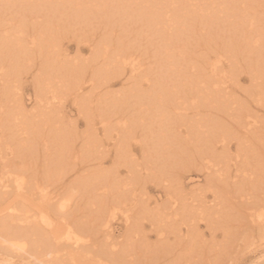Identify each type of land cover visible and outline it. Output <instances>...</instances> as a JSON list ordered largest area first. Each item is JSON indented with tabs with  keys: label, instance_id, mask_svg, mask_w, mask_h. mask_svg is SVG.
Wrapping results in <instances>:
<instances>
[{
	"label": "bare ground",
	"instance_id": "bare-ground-1",
	"mask_svg": "<svg viewBox=\"0 0 264 264\" xmlns=\"http://www.w3.org/2000/svg\"><path fill=\"white\" fill-rule=\"evenodd\" d=\"M71 42L90 57L71 58ZM241 73L250 83L239 100L231 90ZM27 75L31 109L20 93ZM67 98L82 116L79 134L63 112ZM249 102L264 108V0H0V264H160L136 254L143 221L160 242L198 236V222L209 224L220 201L210 206L202 190L186 193L180 172H202L211 185L228 180L231 139L236 158H256L248 217L264 239V153L239 136L243 128L255 137L261 124ZM219 109L235 126L222 123ZM78 139L75 159H113L111 169L96 167V180H62L74 171ZM39 155L50 164L41 172ZM121 165L125 180L117 179ZM148 182L167 183L163 207L140 192ZM120 219L121 243L113 228Z\"/></svg>",
	"mask_w": 264,
	"mask_h": 264
},
{
	"label": "rangeland",
	"instance_id": "rangeland-1",
	"mask_svg": "<svg viewBox=\"0 0 264 264\" xmlns=\"http://www.w3.org/2000/svg\"><path fill=\"white\" fill-rule=\"evenodd\" d=\"M225 26H226V28H225V31L223 32V34L225 36H227L229 34L228 33L229 27H227V25H225ZM230 35H231V31H230ZM231 36H234V35H231ZM75 47H76V44L74 42H71L69 45V48H68L69 56H71V58H74V57L76 58V56H77L80 61H84L85 58L87 59L88 57H90V53L87 54L89 52V50H88V47L86 45H84L82 43L79 45L78 49H77V47L75 49ZM87 72L89 73V70ZM88 73L85 72V74H87V75H88ZM28 76L29 75H27V81L24 80V82L21 84V92L20 93L23 97V102L25 104V107L26 108L28 107L27 109H29V108L31 109L33 107L32 105L34 104L33 103L34 99H33V89H32V85H31V76H29V77ZM238 81H239L238 82L239 84L234 85L235 86L233 88L234 91H233V89L231 91L233 92L232 97H237L240 100L241 98L244 97V92L242 91V89L248 88L250 82H248L246 75L243 73L240 74ZM107 90H108L109 94H110V92H111V94L112 93L113 94L118 93L119 90L120 91L122 90V86L119 83L117 85L112 86L110 88V91L108 88H107ZM70 101H71L70 98H67V100L65 101L64 107H63V110H64L63 112L66 115V117L69 118L75 124V128L73 127L74 132L79 134L84 130V124H83L82 116L81 115L79 116L76 113L77 112L76 106ZM233 104H234V102H232L230 104L231 110L236 108V105L235 104L233 105ZM255 104H257V103H255V102H251V103L249 102L248 103V107L251 108V109L250 108L249 109L251 110L253 115L255 116V114H256L257 119H259V121H261V124L259 125L258 129L254 130L256 132L254 135L255 137L251 136L252 131L251 132L249 131L247 134L249 139L248 138L245 139L247 136L245 135L246 132H245V129H243V128L240 129L241 131L239 133V136H240V138L248 141L247 144H249V142H250L249 145L254 147L253 150H255L257 152L262 150L264 153V148H262L264 145H259V143H261V141H263V139H264V108L258 107L259 105H257V107H255L256 106ZM222 110L223 109H219L218 112L215 111V113L217 112L216 115H218L221 118L222 123L228 127L235 126L234 124H230V123H233V121H230L229 115L228 114H227L228 116L225 115L226 111L224 110V113H223ZM226 113H228V111ZM222 118L225 119L226 121L223 120ZM249 133H250V135H249ZM240 134L243 135V137L245 136V138H243ZM260 137H263V139ZM257 138H260V139H257ZM79 140L80 139L76 140L77 143H76V141L74 142V156L72 155V158L70 160V163H71L70 165H71V167L74 168V171L71 172L68 175V177H64L65 179L63 178L62 180H73L77 176L83 175L85 173L89 174L90 178L88 180H96L93 178V173L96 170H98V168H102L103 170H108L109 168L111 169V167L113 165L112 164L113 159L109 155L105 159L102 160V165H100V166L97 165V164H99L100 160L102 159L103 153H99V154H93L92 153V154H86V155L79 154V159H75L74 158L76 156L75 151H77L79 149L80 144H81V141H79ZM236 143H237L236 139H231L229 142V147H230L229 152L231 155L230 154H228V155H229V157H231L233 159H232V161H229V163H228L229 166L226 169H227V172L228 171L229 172L228 173L226 172V175L228 174V176H230V178L228 177L229 178L228 180L220 181V183L218 180H214L212 182V185L214 183L213 186L215 188L214 187L211 188L212 185L209 182H206V180H204V176L202 177V175H203L202 172H196L194 169H191L190 171H186V172H182V171L180 172V174L182 175L180 181H181L182 186L184 187L183 189L186 193L193 191L194 193L197 192L196 194H200L201 190H202L204 192V196H205V200H206L205 202H207L208 205L215 206L217 204V202H219V201L221 202V203L219 202V205L217 206L218 211L217 212L213 211L216 213V215L218 217L216 215H212V217H210V219L211 218L212 219L209 221V224L205 223V221L198 222V230L196 231L198 236L193 235L195 238L194 239L193 236L191 235L192 241H187L188 243L187 242H181V243L179 242L180 244L178 243V241H175L173 234H170V235L168 234L167 238L163 239V240H167L166 241L167 243L165 241H164L165 243L160 242L161 240L159 239L157 232H155L153 230L150 222L148 220H144L143 226H142L143 230L141 229L142 231L139 232L138 236L135 239L136 245L137 244L139 245L136 248V254L138 256H140V254H141L142 256H145V257L147 256L148 257V258L146 257L147 259H150L153 261L157 260L156 257L158 256V260L161 259L163 261L162 262L160 260V264H177L179 261H180L179 264H181V262H183V264H186L189 262H190L189 264H192L191 261L192 262L193 261L200 262V263L194 262V264L195 263L196 264H264V239H261L258 236L257 227H255L254 224L252 225L251 222H253V221L251 219L249 220L250 217H248L249 212H250V210L248 208L249 207L248 202L252 198L250 196L254 195L253 194L254 188H251L253 181L250 180L249 178H251L253 176V175H251V172H253V169H254L253 165L256 163V158L254 157L255 158V160H254V158L252 156L250 157V155H246V158H242L243 155L241 156V158H236L235 157V155H236V149L235 148H237ZM255 144L257 146L259 145L261 147L258 148L259 147L258 146L256 148ZM261 144H264V143H261ZM77 146H79V147H77ZM108 148L110 150L109 154L111 155L112 147L110 146ZM101 150L105 151V150H107V147H105L104 149H101ZM250 150H252V149L250 148ZM133 153H134V158L139 159L141 161V152H140L138 146L135 147V150L133 151ZM100 154L102 155V157H100L101 156ZM88 155H89V157H88ZM38 157L39 158L37 159V165H38L37 167H38V171L41 172L42 170L44 171V166H48L50 164H48V161L45 158H43V155H39ZM81 157L83 159L85 158V160L83 161V159ZM248 157L250 158V161L248 160ZM97 158L100 160L96 161ZM251 159L253 160V164H252ZM140 161H138V162H140ZM75 164H77V165H75ZM97 166H98V168H96ZM246 167H248V168L246 169ZM9 169H12V168L10 167ZM58 169H59V167H52V169L49 168V171L50 172L51 171L59 172ZM117 169H119V170H117V176H118L117 179L118 180H120V179L125 180L126 176H127L126 167L124 165H121ZM235 169L237 171L239 170L238 171L239 173L236 172ZM78 170H80V171H78ZM142 172L145 173L144 170ZM79 173H82V174H79ZM240 174H242V175H240ZM122 175H124L125 177ZM244 175H246L248 177L246 178ZM234 177H235V180H234ZM55 178H57V177H55ZM104 181L102 182V185H106L108 183L107 182L108 180H104ZM236 181H238V182H236ZM250 181H252V182H250ZM240 182H243L244 184L243 183L240 184ZM162 185H164V186H162ZM236 185L239 188L238 191H237ZM166 186H167V183H165V182L164 183L160 182L159 184L158 183L155 184L153 182H150V183L148 182L145 184L144 190H141L140 192L142 193V191H146V195L149 198L148 204L150 207H157V206L163 207V205H165L166 196H167L166 195ZM209 187H210V189H209ZM138 188H139V185L137 186L136 191H138ZM102 189L99 191L102 192ZM164 189H165V191H164ZM194 189H195V191H194ZM196 189H198V191L200 193H198V191H196ZM215 189L218 192V194H217V192H215ZM140 192L138 191V193H140ZM227 192H228V194H227ZM164 193H165V195H164ZM213 194H215V196L217 197L216 200L212 199ZM219 196H220V198H219ZM241 197H243V198H241ZM210 199H212V200H210ZM207 200L209 202H213V203H209ZM221 205H222V208L225 209L224 211H223V209H219L221 207ZM228 207H229V210L227 209ZM220 211H223V212H220ZM218 212L220 214H218ZM232 215H233V217H232ZM220 217H221V219H220ZM240 217L243 219V221ZM233 218H234V220H232ZM166 220L168 221V219H166ZM217 220H219L218 223H217ZM211 221L212 222L214 221V222L212 223ZM240 221H242V223ZM165 223L166 222L161 223V224L165 225ZM237 223H239V224H237ZM222 224H224V225H222ZM113 226H115V227H113L115 237L117 238V236H118V238L116 239V242L121 243V241L123 240V239H121V238H123L121 236H122V233L124 230V223L121 219L118 221L116 220V221H114ZM227 226H228V228H226ZM115 228H117V229H115ZM224 228L228 229V232H225ZM163 231L167 232L168 229L164 228ZM184 231H185V227L182 226V232H184ZM211 232H213V233H211ZM224 232H225L226 236H225ZM140 235H144L143 236L144 238ZM212 235H213V237H212ZM139 236L141 237V239L138 238ZM227 237L229 238L228 242H227ZM142 238L145 240H143ZM118 239L121 241H119ZM137 239H138V241H137ZM186 243L194 248L193 249V255H192V250L190 251V253H188V251L185 250L186 248L184 246L186 245ZM161 246L164 247V249H166V250L163 249V250H161V252H158V249H160ZM147 247L149 249H147ZM170 251H171V253H169ZM154 252H156V253H154ZM178 252H180V253H178ZM177 254H179V256ZM190 255L193 256V258ZM181 257H182V259L183 258H185V259L188 258V259L182 260ZM184 261H187V262H184ZM158 263H159V261H158Z\"/></svg>",
	"mask_w": 264,
	"mask_h": 264
}]
</instances>
